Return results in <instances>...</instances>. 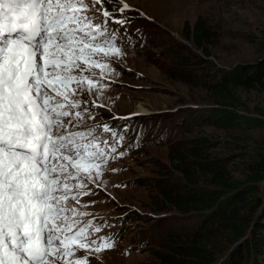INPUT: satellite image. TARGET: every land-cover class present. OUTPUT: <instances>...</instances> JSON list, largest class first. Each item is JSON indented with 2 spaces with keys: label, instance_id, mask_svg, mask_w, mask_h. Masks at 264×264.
Here are the masks:
<instances>
[{
  "label": "snow or ice",
  "instance_id": "1",
  "mask_svg": "<svg viewBox=\"0 0 264 264\" xmlns=\"http://www.w3.org/2000/svg\"><path fill=\"white\" fill-rule=\"evenodd\" d=\"M121 3L110 12L102 0H0V264H90L115 247L117 234L94 238L107 221H85L92 214L68 202L94 205L82 197L106 190L108 163L125 155L121 130L89 125L95 113L77 98L95 93L91 107L105 106L93 68L102 79L114 71L105 59L125 55L109 27L127 31Z\"/></svg>",
  "mask_w": 264,
  "mask_h": 264
},
{
  "label": "rangeland",
  "instance_id": "2",
  "mask_svg": "<svg viewBox=\"0 0 264 264\" xmlns=\"http://www.w3.org/2000/svg\"><path fill=\"white\" fill-rule=\"evenodd\" d=\"M126 3L130 10L122 15L131 18L125 25L127 31L109 20V27L119 29L123 35L119 46L125 55L105 59L114 71L108 73L105 69L108 74L102 79L101 69L93 68L98 87L103 86L98 102L105 106L91 107L95 93L90 96L85 92L77 97L87 101L95 113L96 118L87 121L89 125L108 123L125 136L118 148L125 155L107 165L103 177L106 190L93 188L94 195L82 197V204L96 203L82 208L74 201L68 202L92 214L83 220L107 221L111 225L94 238L110 233L119 237L115 247L103 250L99 258L90 253V264H160L156 255L171 241L182 240L192 232L197 223L195 214L182 215L168 207L161 210L165 204L160 185L170 186L168 173L164 172L172 171L170 152L178 143L191 145L200 138L211 141L216 146L210 153L226 159L232 175L241 178L248 160L243 152L264 141V127L250 132L219 130L191 119L196 110L210 107L202 85L215 67L253 64L264 58V0ZM101 7L111 12L122 7V3L102 0L97 5ZM199 18L214 33L207 46L209 56L192 42L193 26ZM102 20L101 15L97 22ZM238 95L246 107V112H241L264 122V93L239 91ZM124 128L127 130L123 131ZM213 246L219 264L229 250L223 241ZM84 255L83 250L77 253L78 257Z\"/></svg>",
  "mask_w": 264,
  "mask_h": 264
},
{
  "label": "trees",
  "instance_id": "3",
  "mask_svg": "<svg viewBox=\"0 0 264 264\" xmlns=\"http://www.w3.org/2000/svg\"><path fill=\"white\" fill-rule=\"evenodd\" d=\"M213 34L197 19L192 42L207 56ZM202 86L210 107L196 110L192 120L219 130L250 132L264 127L262 120L241 112L246 107L238 95L239 91L264 93V58L253 64L215 67ZM215 146L200 138L191 145L178 143L170 152L172 171L164 172L170 186L160 185L165 204L161 210L195 214L197 223L184 239L171 241L156 255L160 264H217L213 243L218 241L229 250L219 264H264V141L243 152L248 160L241 178L232 175L226 159L210 153Z\"/></svg>",
  "mask_w": 264,
  "mask_h": 264
}]
</instances>
